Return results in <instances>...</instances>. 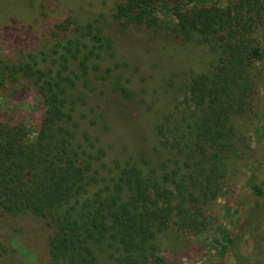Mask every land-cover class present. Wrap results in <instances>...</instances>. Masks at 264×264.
Instances as JSON below:
<instances>
[{
    "label": "trees",
    "instance_id": "1",
    "mask_svg": "<svg viewBox=\"0 0 264 264\" xmlns=\"http://www.w3.org/2000/svg\"><path fill=\"white\" fill-rule=\"evenodd\" d=\"M220 1L120 0L110 22L68 16L17 58L0 54V91L28 85L44 106L35 132L0 119V215L43 220L49 264H167L161 235L209 229L212 205L250 150L239 121L253 111L264 54V0ZM162 7L182 45L206 49L207 68L180 83L189 102L159 126L155 158L109 162L91 128L103 119L95 96L109 82L131 95L122 76L111 80V29L158 30Z\"/></svg>",
    "mask_w": 264,
    "mask_h": 264
},
{
    "label": "rangeland",
    "instance_id": "2",
    "mask_svg": "<svg viewBox=\"0 0 264 264\" xmlns=\"http://www.w3.org/2000/svg\"><path fill=\"white\" fill-rule=\"evenodd\" d=\"M117 1L0 0V54L17 58L38 44L48 27L68 16L79 21L103 16L110 22ZM159 18L163 26L158 30L116 31L109 25L117 51L113 65L119 64L111 80L122 76L131 89L126 98L109 82L95 96L97 116L103 119L91 128L106 148L109 162L155 158L159 126L188 105L187 91L180 83L190 73L207 68L206 49L182 45L172 33L168 7L160 9ZM259 38L264 46V24ZM256 80L253 111L239 121L250 146L247 157L237 162L226 190L212 205L208 230L198 237L175 229L160 236L167 264H264V197L251 189L258 187L264 195V54ZM43 114L34 88L23 85L15 94L0 91L1 120L25 122L35 132ZM48 233L39 218L0 215V262L49 264Z\"/></svg>",
    "mask_w": 264,
    "mask_h": 264
}]
</instances>
